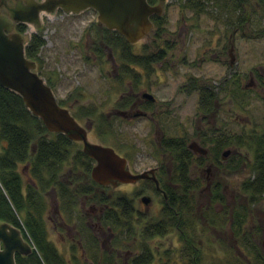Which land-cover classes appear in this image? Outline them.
I'll use <instances>...</instances> for the list:
<instances>
[{"label": "rangeland", "instance_id": "obj_1", "mask_svg": "<svg viewBox=\"0 0 264 264\" xmlns=\"http://www.w3.org/2000/svg\"><path fill=\"white\" fill-rule=\"evenodd\" d=\"M184 1H162V25L153 23L146 35L130 44L138 55L164 54L148 70L125 63L120 50L101 42L105 26L93 8L42 12L41 25L29 26L44 39L33 58L35 71L50 84L56 100L87 128L88 140L112 146L127 158L131 172L156 167L161 190L165 184L178 187L173 176L177 153L162 149L160 140L178 138L186 148L196 141L207 149L200 155L188 148L192 157L186 175L196 184L188 192L189 219L180 228L168 227L150 238L143 237L142 228L159 220L166 198L154 190L150 179L94 187L97 197L122 194L132 199L133 234L102 226L98 221L102 205L88 195L77 197L70 215L61 207L58 187L43 190L48 237L67 259L71 253L85 259L83 226L97 238L98 254L107 252L116 264H130V257L144 247L152 255L149 264H193L191 256L194 264H236L240 259L256 264L253 257L238 254L242 234L264 256V196L250 205L240 189L242 181L252 177L254 159L243 140L253 130L264 132V84L245 87L251 74L264 78V0H204L202 11ZM30 36H24L25 44ZM190 78L215 92L214 106L207 113L199 110V91H187ZM143 91L151 93L154 101L143 99ZM126 100L132 103L123 105ZM122 111L145 113L127 116ZM217 136L224 139L221 146L212 142ZM225 149L230 153L223 159ZM77 150L82 151L78 141L58 176L71 189L92 179L73 162ZM23 180L29 181L26 169ZM216 189L221 199L213 197ZM143 195L150 197L149 203L141 201ZM241 207L244 216L235 235L233 215Z\"/></svg>", "mask_w": 264, "mask_h": 264}, {"label": "trees", "instance_id": "obj_2", "mask_svg": "<svg viewBox=\"0 0 264 264\" xmlns=\"http://www.w3.org/2000/svg\"><path fill=\"white\" fill-rule=\"evenodd\" d=\"M155 1L148 0L151 4H155ZM202 2L204 0H185L184 4L193 10L202 11ZM151 19L154 24L162 25L160 16L152 15ZM101 42L112 50H120L121 58L125 63L140 66L144 70H148L152 62L164 57L161 51L147 56L132 52L131 45L122 35L106 27L101 34ZM43 44L44 39L41 35L33 33L25 46L26 56L35 59ZM47 84L50 86L49 83ZM188 86V92L193 89L199 91V110L204 113L210 111L214 106L215 92L192 78L189 79ZM58 103L64 106L61 102L58 101ZM126 103H128L127 100ZM247 136L243 141L253 151V172L252 177L242 181L240 189L248 195L247 204L251 205L264 196V137L254 130ZM237 140L239 142L240 138ZM223 141L224 139L217 136L212 142L221 146ZM74 144L75 142L63 133L47 131L41 119L27 109L19 94L0 86V221H7L19 227L32 246V251L27 255L15 254L16 264H87L85 259L91 260L93 264H116L112 259L114 257H110L107 252L98 254L97 238L88 226L82 225L80 229L84 238L82 250L85 252V259L75 253H71L70 259H67L58 250L55 243L49 239L46 226L42 193L48 187H58L61 207L70 215L77 197L88 195L94 201L100 202L103 207L98 219L102 226L110 228L115 233L117 231L126 234L134 233L132 220H134L135 209L131 198L122 194L115 196L101 194L97 197L94 191L97 183L93 179H89L86 184L75 185L73 189L67 182L59 180L58 176L62 171L63 163L70 159L71 147ZM160 147L177 153L175 157L177 175L173 176L179 185L178 187L171 184L163 186L166 198L163 199L159 220L143 226L144 238L162 234L168 227L180 228L186 222L185 219H189L188 212L191 209L188 192L196 187L190 175H186L187 162L192 157V153L185 147L182 140L163 138L160 140ZM72 160L75 164L82 165L89 176L92 165L90 157L77 150ZM25 169L29 177L26 183L23 180ZM154 190L157 192L156 188ZM213 197L222 198L218 189L213 192ZM243 210L244 207H241L233 215L231 228L235 235L242 224ZM115 240L119 238L116 236ZM238 240V246L241 247L238 251L240 256L253 257L256 264H264V256L257 246L246 242L244 234L239 235ZM196 254L197 252L193 257ZM151 259V253L144 247L139 254L130 257V264H149ZM189 260L194 264L192 256ZM244 261L245 259H240L236 264H245Z\"/></svg>", "mask_w": 264, "mask_h": 264}, {"label": "water", "instance_id": "obj_3", "mask_svg": "<svg viewBox=\"0 0 264 264\" xmlns=\"http://www.w3.org/2000/svg\"><path fill=\"white\" fill-rule=\"evenodd\" d=\"M4 1L0 0V5ZM158 1L151 4L148 0H42L35 2L31 11L25 13H22L19 3L9 8V15L0 13V86L19 94L27 109L41 119L47 131L63 133L70 140L81 142L82 152L92 159L90 176L100 185L116 180L135 182L150 179L161 190L154 168L133 173L126 166V157L113 147L88 140L87 128L77 121L67 107L58 103L51 87L35 71V60L25 54L27 44L24 42V34L12 31V28L16 22H33L38 25L40 11L49 13L61 8L66 12L77 13L93 8L97 11L100 23L107 29L117 31L127 43L133 44L151 29L152 15H161V2L164 0ZM141 96L149 101L155 99L147 91L142 92ZM188 148L200 155L207 153V149L196 141H191ZM229 153L230 149H225L221 157L225 159ZM141 201L147 204L150 197L143 195ZM261 245L264 246V242ZM31 251L32 246L19 227L0 221V264H16V253L27 255Z\"/></svg>", "mask_w": 264, "mask_h": 264}, {"label": "flooded vegetation", "instance_id": "obj_4", "mask_svg": "<svg viewBox=\"0 0 264 264\" xmlns=\"http://www.w3.org/2000/svg\"><path fill=\"white\" fill-rule=\"evenodd\" d=\"M38 1H42V0H5L1 5H0V13H4V14H6V15H9V8H13V7H15L16 6V4L17 3H19L20 5V9H21V11H22V13L24 12H28V11H31V9H32V6H33V4H35V2H38ZM56 10H62L63 11V13H72V12H66V11H64L63 9H61V8H57ZM42 12L43 11H40L39 12V16H38V20H39V24L37 25V24H35V23H33V22H16V23H14V25H13V28H12V31H15V32H20V33H22V34H24V36L25 35H32L35 31H33V29H31L29 26L30 25H33V26H35L36 28H38L40 25H41V15H42ZM263 75H264V73H263ZM260 77V76H259ZM259 77H256V76H254V75H252L251 74V76H250V82L249 83H246V86L245 87H252V86H255V85H258V84H264V78H259ZM144 92V91H143ZM142 93V92H141ZM142 97V96H141ZM143 99H145V100H147L146 98H144V97H142ZM147 101H149V100H147ZM149 102H153V101H149ZM148 102V103H149ZM132 103V101L131 100H128V104H131ZM123 105H126V104H123ZM65 107V106H64ZM143 112V111H142ZM136 112H134V113H132V115L130 114L129 115V113L128 112H126V111H122L121 112V114L122 115H127V116H133L134 114H135ZM145 113V112H144ZM75 117V116H74ZM260 134H262L263 135V137H264V132H259ZM74 142H76V141H74ZM109 146V145H108ZM112 147V146H111ZM116 151V150H115ZM117 152V151H116ZM123 156V155H122ZM125 157V156H124ZM127 159V158H126ZM154 172L157 170V168L156 167H154ZM89 174H90V172H89ZM117 181V180H116ZM157 190V189H156ZM157 191H159L161 194H162V192H164V190L162 189V191L161 190H157ZM98 210H99V213L100 212H102V210H103V207L102 206H100L99 208H98ZM93 211V210H92Z\"/></svg>", "mask_w": 264, "mask_h": 264}]
</instances>
